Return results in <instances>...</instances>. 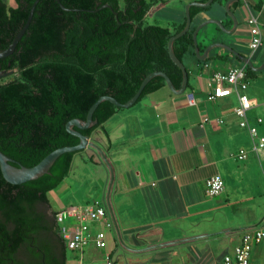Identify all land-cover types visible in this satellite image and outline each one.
Returning a JSON list of instances; mask_svg holds the SVG:
<instances>
[{
    "label": "crops",
    "instance_id": "0c3cea01",
    "mask_svg": "<svg viewBox=\"0 0 264 264\" xmlns=\"http://www.w3.org/2000/svg\"><path fill=\"white\" fill-rule=\"evenodd\" d=\"M4 1L8 7L17 5L15 0ZM193 1L207 0H150L143 23L147 20L146 25L168 27L174 32L186 23V5ZM226 1L216 0L205 15L212 4L196 6L201 10L192 16L191 27L213 17L231 29L234 23L225 11ZM240 3L243 7L231 5L240 23L228 43L258 67L264 61V34L263 44L252 53L247 18L253 12L264 23V0ZM184 62L189 72L186 92L176 94L162 86L134 105L118 108L91 134L114 168L110 197L121 237L115 230L106 231L105 249L89 241L85 247L87 262L100 264L104 254L111 253L115 262L126 264H225V255L233 252L245 231L264 229V147L255 149L250 132L241 127L233 112L235 94L211 102L207 99L211 75L245 63L226 49H212L202 62L191 56ZM248 79V93L256 100L248 119L264 136V69L248 74ZM259 117L263 118L261 123ZM240 149L247 151L246 158H236ZM77 158L88 162V169L95 167V178L91 184L88 181V198L75 194L66 207L96 200L103 203L108 171L101 157L91 150L75 154L71 170L60 185L73 173ZM217 173L223 176L225 188L219 195L210 196L206 181ZM100 229H105L104 224L90 223L92 236ZM69 251L71 260L76 258L79 263L78 253ZM70 258L68 264H73ZM251 264H264V241L255 245Z\"/></svg>",
    "mask_w": 264,
    "mask_h": 264
},
{
    "label": "trees",
    "instance_id": "16d2710c",
    "mask_svg": "<svg viewBox=\"0 0 264 264\" xmlns=\"http://www.w3.org/2000/svg\"><path fill=\"white\" fill-rule=\"evenodd\" d=\"M15 1L16 7H8L0 0V51L25 25L35 2ZM60 1L74 10L57 0H39L29 27L5 59L18 77L0 87V150L14 165L31 167L56 148L78 144L80 138L67 131L69 120L86 119L102 95L127 102L152 71L166 72L176 88L182 85L183 72L171 59L168 42L186 23L174 32L144 25L150 0ZM199 10L193 6L191 15ZM195 28L174 41L183 62L189 56L204 61L195 54ZM207 46L199 42L201 52ZM247 71L255 73L249 66ZM165 85L164 77H154L138 101ZM118 108L101 102L93 113L97 123L82 133L91 136ZM78 152L62 154L49 173L22 184L8 182L0 168V264H68L57 211H48L49 193L68 176Z\"/></svg>",
    "mask_w": 264,
    "mask_h": 264
},
{
    "label": "built area",
    "instance_id": "2783aa9c",
    "mask_svg": "<svg viewBox=\"0 0 264 264\" xmlns=\"http://www.w3.org/2000/svg\"><path fill=\"white\" fill-rule=\"evenodd\" d=\"M251 39L249 48L257 51L263 44L264 23H260L258 17L250 12L247 18ZM207 99L209 102L217 98L235 94L237 104L233 112L239 117L240 125L248 129L254 142V148L264 147V136L259 135L258 127L251 125L248 119V111L256 104L248 91L250 81L248 79L247 64L234 65L224 71H218L211 75L207 81ZM222 121V119H220ZM263 121L262 117L258 122ZM248 156L245 149H240L236 158L244 159ZM225 188V181L220 173L214 174L206 181V193L210 196L219 195ZM60 234L69 250L78 253V264H93L85 261V247L89 241H93L100 249L107 247V233L104 229L91 235L90 223L99 222L110 230H115L112 217L104 203L96 200L93 203L71 206L57 211L55 214ZM264 241V229L257 228L245 231L239 244L232 253L224 257L225 264H251V256L255 245ZM100 264H115L111 253H105Z\"/></svg>",
    "mask_w": 264,
    "mask_h": 264
},
{
    "label": "water",
    "instance_id": "95a60500",
    "mask_svg": "<svg viewBox=\"0 0 264 264\" xmlns=\"http://www.w3.org/2000/svg\"><path fill=\"white\" fill-rule=\"evenodd\" d=\"M57 1L60 3V5L63 9L74 10V8L66 7L60 0H57ZM215 1L216 0H207L206 2L193 1V2L188 3L186 5V18L187 19H186L185 27L181 31L172 35L171 38L169 39L168 49H169L170 57L173 60V62L181 68V70L183 72V81H182V85L180 88L175 87L173 81L171 80V78L168 76V74L166 72H164L162 70H155V71H152L151 73H149L143 79V81L140 84L136 93L133 95V97L131 99H129L125 103L120 102L118 99H116L115 97H113L111 95L100 96L94 102V104L90 107L86 119L73 118V119L69 120L66 124L67 131L80 138V142L78 144L67 145V146H62V147L56 148L53 151H51L49 154H47L40 162H38L36 165L31 166V167H27V166H23V165H14L13 164L14 159L11 158L10 156L6 155L4 152H2L0 150V168H1V172L4 176V178L12 184H22V183L27 182L29 180L37 179L46 173H49L50 168L55 163V161L58 159V157L64 153H66V152L91 150L93 153H95L101 157L102 164L106 167V169L108 171V181H107L108 185H107V190H106L105 194L103 195V203L107 207V209H108V211L112 217L115 231L117 232L118 236L121 237V232H120L119 224L117 222L116 213H115L114 206L111 202V197H110L111 196V189H112V186L114 183V176H115L113 165H112L111 161L108 159V157L106 156V153L104 152L103 148L98 143H96L92 139L91 136L83 134L82 130L90 128L91 126H93L97 123V120L93 118V113L101 102L108 100L118 107H130L138 101V99H139L140 95L142 94L145 86L149 83V81L151 79H153L156 76L164 77L165 81H166V85L176 94H182V93L186 92L188 82H189V72H188V69H187L186 65L184 64V62L182 60H180L175 53L174 41L177 38L181 37L182 35H185L191 29V25H192V15H191V11H190L191 6L194 5V6H200V7H208L211 4H213ZM38 2H39V0H35V2L33 3L32 7H31L30 14L28 16V19H27L25 25L17 33V35L14 37V39L9 44V46L0 52V58H4L6 56H9L10 54H12L14 52L18 42L20 41V39L22 38V36L24 35V33L26 32L27 28L29 27V25L31 23V20H32L33 15H34L35 7H36ZM240 2H241V0H227L225 3V11H226L227 15H229L231 17V19L233 20V23H234V25L231 29L227 28L225 26V24L222 22V20L217 19V18L207 19V20L201 22L200 24H198V26L195 28V30L193 32L195 54H196L198 59L206 60L212 49H214L216 47H222V48L228 50L230 53H232L234 57L238 58L240 61L247 64L252 70L261 71L264 69V61L260 66L255 67L252 59L248 55L242 54L238 49H236L233 45H231L229 43L213 42V43L209 44L203 52H201L200 47H199L198 33L208 23L218 24V26L220 28H223L229 34H236L238 32L240 22L238 19V15L231 8V5L234 3H239V6L243 7V5ZM103 7H109L113 10V12L115 14H117V12L112 8V6L110 4H104Z\"/></svg>",
    "mask_w": 264,
    "mask_h": 264
},
{
    "label": "rangeland",
    "instance_id": "374dc122",
    "mask_svg": "<svg viewBox=\"0 0 264 264\" xmlns=\"http://www.w3.org/2000/svg\"><path fill=\"white\" fill-rule=\"evenodd\" d=\"M211 8H214V4H212L210 7H208L207 10H205L203 13L204 15L211 11ZM213 18V17H211ZM209 19V18H208ZM195 23V21H194ZM149 24L147 20L144 21V25ZM200 24V23H199ZM232 35L227 33L223 28H220L218 24L216 23H208L204 29L202 30L199 40L201 42H205L211 44L213 42H225L228 43L231 40ZM216 50H225L222 47H216ZM186 60V59H185ZM18 77V71L15 72L12 77L9 79H14ZM94 170L95 167H89L88 169V162L85 163L81 161L80 159H76L75 165H74V171L70 175V177L65 181V184L60 185L54 191H51L49 193V198L51 200L53 211H59L66 209L68 207L67 203L69 202V199L72 198L75 194L77 196H80L82 199L88 198V181L89 184L93 183L94 181ZM84 201V200H82ZM49 212H51V209H48ZM105 231H108L109 228L105 227ZM71 252L69 251V258H70ZM88 259V256H87ZM69 261V260H68ZM70 262L73 264H78V260L74 258ZM115 264H126L124 261L120 260L118 262H115Z\"/></svg>",
    "mask_w": 264,
    "mask_h": 264
},
{
    "label": "flooded vegetation",
    "instance_id": "af4514ba",
    "mask_svg": "<svg viewBox=\"0 0 264 264\" xmlns=\"http://www.w3.org/2000/svg\"><path fill=\"white\" fill-rule=\"evenodd\" d=\"M1 52V51H0ZM8 56L4 57V58H0V87L2 85H4L5 83L11 81L12 79H9L10 77H12V75L15 74V72L17 71V69L15 68H11L10 62H5V59Z\"/></svg>",
    "mask_w": 264,
    "mask_h": 264
}]
</instances>
